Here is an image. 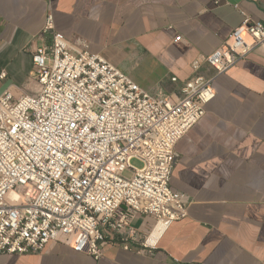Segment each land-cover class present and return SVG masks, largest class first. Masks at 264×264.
<instances>
[{
  "label": "built area",
  "instance_id": "built-area-1",
  "mask_svg": "<svg viewBox=\"0 0 264 264\" xmlns=\"http://www.w3.org/2000/svg\"><path fill=\"white\" fill-rule=\"evenodd\" d=\"M45 31L52 43L33 52L35 92L0 94V255L56 242L95 259L107 244L151 250L192 203L171 184L177 144L205 116L216 78L264 45V23L245 14L190 78H172L177 96L149 92L84 38L56 30L52 14ZM140 215L153 221L148 234Z\"/></svg>",
  "mask_w": 264,
  "mask_h": 264
},
{
  "label": "crops",
  "instance_id": "crops-1",
  "mask_svg": "<svg viewBox=\"0 0 264 264\" xmlns=\"http://www.w3.org/2000/svg\"><path fill=\"white\" fill-rule=\"evenodd\" d=\"M151 93L177 96L192 64L245 14L264 23V0H0V94L33 93V52L52 43L48 16ZM205 116L177 144L171 184L192 199L153 249L105 245L100 259L56 242L0 264H264V45L219 75ZM150 221L140 215L145 235Z\"/></svg>",
  "mask_w": 264,
  "mask_h": 264
},
{
  "label": "bare ground",
  "instance_id": "bare-ground-1",
  "mask_svg": "<svg viewBox=\"0 0 264 264\" xmlns=\"http://www.w3.org/2000/svg\"><path fill=\"white\" fill-rule=\"evenodd\" d=\"M3 177V168L0 166V187L8 185V178ZM177 218H184V210H177Z\"/></svg>",
  "mask_w": 264,
  "mask_h": 264
},
{
  "label": "rangeland",
  "instance_id": "rangeland-1",
  "mask_svg": "<svg viewBox=\"0 0 264 264\" xmlns=\"http://www.w3.org/2000/svg\"><path fill=\"white\" fill-rule=\"evenodd\" d=\"M132 163H133V165L138 166V167H141V166H142V162L139 161V160H137V159H134V160L132 161Z\"/></svg>",
  "mask_w": 264,
  "mask_h": 264
}]
</instances>
